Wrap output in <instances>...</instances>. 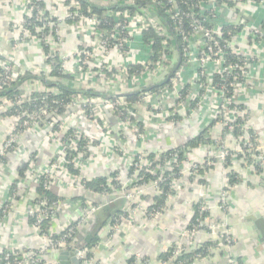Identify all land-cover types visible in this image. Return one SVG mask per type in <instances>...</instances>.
Wrapping results in <instances>:
<instances>
[{"label":"built area","instance_id":"obj_1","mask_svg":"<svg viewBox=\"0 0 264 264\" xmlns=\"http://www.w3.org/2000/svg\"><path fill=\"white\" fill-rule=\"evenodd\" d=\"M102 1L110 0H99V2ZM116 1L130 5L136 3V0ZM150 1L151 4H162L163 7H166L165 14L172 22L163 18L161 24L157 20L156 14L151 10L147 13L146 9L137 10L133 14L129 11L113 12L108 10L99 17L92 14L91 10L90 14L84 12L76 0H25L22 18L12 26L10 32L11 52L8 57L11 61L5 63L0 60V90L14 83L16 78L21 76L29 66H39V70L44 71L45 74L50 73L54 57L57 55L60 70L64 74L73 76L72 87L77 94L67 104V113L64 119L58 115L54 108L39 107L38 105L42 101L38 102V98L29 94L15 97L14 100H0V165L5 162L9 154L19 149L25 132H35V130L45 132L47 130V135H43L41 146L45 147L50 142H57L60 145V151L45 165L39 166L38 163H32L27 174L34 176V184L32 181L31 184L35 186V190L37 185H41L43 181L44 189L52 191L56 171L60 167L59 161L64 160L66 166L63 167V172L68 176H72L69 169L70 164H73L80 173L83 162L87 158L83 159L80 155L79 158L69 161L67 159L68 152H78L81 146L87 145L88 156L90 149L98 145L97 139L83 129L81 124L84 121L89 120L91 123L104 121L106 136L115 141L114 147L110 150V153L114 155L119 152L118 148L115 149L118 144L123 147L126 145V139L123 138L126 134L146 144L152 138L153 131L158 127L167 123L174 125L178 122L188 121L195 114L207 110L206 103H209V108L212 105L208 111L211 113L210 122L202 130H207L204 137L212 141L206 158L201 162L191 164L188 162L190 150L185 148L167 155H163L166 151L156 152L153 159L149 157V153H152L149 151L131 154L130 169L134 166L136 173L133 177L121 172L116 176L114 180L120 182L121 189L116 193L115 199L126 200L129 203L130 212L133 213L145 203L143 196L151 191L159 192V184L165 180L164 177L167 173L171 177V187L174 190L179 188L187 168L191 174H199L205 168L222 167V172L226 175V182L220 203L221 207L227 210L228 197L235 185L230 187L228 185L229 171L227 170L230 167H226V165L229 151L220 150L218 145L223 129L228 128V132L225 134L226 138L230 135L234 136V127L230 124L236 119V115L242 116L246 113L238 108L240 104L238 94L246 87L245 76L248 67L251 66V61L242 55L235 45L242 33H247L250 39L257 42H264V28H251L245 31L241 26L242 21H238L236 18L233 25L236 28L241 27V29L239 28L237 32L233 33L229 41H224L227 21L222 19L221 9L216 6L218 0H206L195 6L199 12L191 10V13L186 15L191 20L190 26L193 32L191 36H188L184 29V14L177 9V0ZM42 3L45 7H41ZM50 18L53 20H49ZM102 22H104L103 27ZM37 23L42 26L37 27ZM151 27H154L159 35L166 36L159 52L154 48L155 41L153 39L140 45L139 35ZM32 29L40 33V36L31 35ZM53 29L54 32H52ZM175 34L182 36L180 48H175L172 44ZM42 44L49 48V53L43 51ZM227 50L232 51L237 57L241 56L244 63L227 64L225 59ZM31 52L35 53L39 60L38 64L34 60L25 59L23 61L20 59L21 54L28 58V54ZM180 59V66L170 80L166 84L158 86L157 91L152 92L151 86L167 80ZM42 62L45 66H42ZM47 62L48 64H45ZM236 71L242 72L243 81ZM223 73L234 74L236 84L235 91L231 96H227L228 92L224 87L219 90L211 86L214 76ZM63 83L68 85L65 81ZM144 86H149L148 90L140 92V98L136 101H129L122 97L123 94H126L125 92H135ZM87 89L98 93L83 91ZM51 91L48 90V92ZM115 94L119 95L115 96ZM46 97L47 95L43 99ZM208 97L211 101L207 100ZM25 102L30 103L32 108L14 111L10 117L4 116L5 113ZM192 102L195 104L194 108L191 106ZM109 117L113 118L118 125L117 136L119 137L116 136V139L108 123ZM245 126H247L245 128L247 133L244 136H234L238 141L239 150L237 153L231 154V163L234 156L245 152L249 154L252 161L248 163L244 159L241 160L255 169L256 165H263L262 146L256 135L248 133V129H251L249 124ZM119 141L121 142L119 143ZM143 167L148 168L151 174L156 175V180L150 181L148 184H140L138 171ZM79 177L74 175L73 179L80 182ZM18 179L24 181L19 177ZM32 195H34L32 207L28 216L29 219H33L32 226L46 237L48 246L43 250L26 254H14L19 250L11 246L7 249L11 254H6L4 261H1L0 264H44V254L42 253L45 249L50 248L60 251L70 249L77 251V257L82 264H96L91 254L93 249H74L69 240L77 234L87 219L89 220L94 215L97 208L95 206L87 208L85 215L81 217L76 227L68 226L63 230H66L63 237L52 240L54 233L51 228L47 229V233L43 232L42 222L49 217L46 208H61L65 201L49 205L46 198L41 197L34 203L37 194ZM26 196L30 197L28 193ZM6 207L8 206L0 207L3 216L7 214ZM201 210L204 211L206 208L201 207ZM145 213L147 217H153L160 212H149L148 207L145 208ZM207 217L204 220L196 217L190 222L173 245L169 259L163 261V264H191L188 261H181L180 258L184 254L190 253L200 240L201 235L208 230L209 233L206 234L217 236L213 240L219 239V241L215 246L203 244L199 249H196L200 250V253L195 255L197 258H200L202 253L210 254L216 246L229 248L235 244V240L229 235L226 223H211ZM113 224L114 229L117 230L119 221L116 220ZM143 264L154 263L145 261Z\"/></svg>","mask_w":264,"mask_h":264},{"label":"crops","instance_id":"obj_2","mask_svg":"<svg viewBox=\"0 0 264 264\" xmlns=\"http://www.w3.org/2000/svg\"><path fill=\"white\" fill-rule=\"evenodd\" d=\"M1 2L2 0L0 1V53L5 52L9 55L12 25L22 18L25 0H11L4 5ZM237 8L238 14L235 19L242 18L243 30L263 29L261 24L264 22V0L241 2ZM231 12L225 6L221 8V16L226 21L230 20ZM236 48L251 61L245 76L247 84L238 94V101L250 112L248 124L262 146L263 170L258 173L238 156L233 157L232 165L227 171L236 172L241 175L242 180L230 191L228 209L224 210L220 203L226 182L222 167L211 168L199 174H191L188 168L185 169L181 184L168 198L165 209L153 217H147L145 208L154 204L157 192L151 191L143 196L145 198L143 208L140 206L131 213L129 203L126 200L123 202L124 199H109L105 195L85 191L80 183L73 179V174L68 176L63 172V167L66 165L61 159L52 191L66 200L59 208V213L51 220L52 233L60 234L72 222L83 217L87 208L98 205L96 207L98 210L114 202L119 209L118 214L99 231L100 241L91 247L95 263L143 264L145 261H150L154 264H163L160 256L176 243L190 222L196 218L194 205L201 204V207L206 208L204 212H209L208 217H202V220L207 217L211 223H226L229 235L235 240V244L229 248L216 246L206 258L194 260L191 264H264V234L253 220V218L264 220V42H257L250 39L247 33H242L237 40ZM210 118L211 113L205 109L188 121L174 125L163 124L153 131L152 138L146 144L126 134L123 136L126 145L123 147L118 144L115 149L118 148L119 152L114 155L110 150L114 147L115 141L106 136L104 121H100L101 123L84 121L81 124L83 129L97 139L98 145L90 149V155L87 156L80 170L79 179L108 176L113 171L128 174L132 163L131 154L140 151L156 153L183 146L209 124ZM108 123L116 139L117 122L109 117ZM44 134L47 135V130L25 132L19 149L9 154L5 162L0 165V207L4 203L11 202L7 214L0 218V255L11 246L16 250L31 252L43 250L48 246L46 237L29 222L28 213L32 207L34 196L32 194L35 193V186L31 184L30 176L17 186L19 196L18 194L15 198L11 196V188L18 177V169L30 161L31 154L35 153L38 165L42 166L59 153L60 145L57 142H50L45 147L41 146ZM224 146L232 152L237 153L239 150L238 141L233 135L226 138ZM210 149V144L192 149L188 154V162L193 164L203 161ZM26 190L30 197L22 195ZM97 218L105 221L106 215L102 212L97 217L92 215L89 220L87 219L78 231L77 241H82L88 236L91 237V241L93 240L88 234L86 225L90 219L94 222ZM116 220L119 221L117 230L114 229L113 224ZM206 233H209V230L200 238L204 242L215 241L217 244L219 239L213 240L217 236H208ZM76 247H79V244ZM42 254H44V264H60V250L45 249ZM132 258H135V261H130Z\"/></svg>","mask_w":264,"mask_h":264},{"label":"trees","instance_id":"obj_3","mask_svg":"<svg viewBox=\"0 0 264 264\" xmlns=\"http://www.w3.org/2000/svg\"><path fill=\"white\" fill-rule=\"evenodd\" d=\"M10 1L11 0H2L1 4L4 5L5 3H10ZM76 1L81 5L84 12L89 13V11L91 10L92 14H96L99 17L102 15L103 12H106L108 10L113 11V12L129 11L130 13L133 14L137 10L146 9V10H148L147 13L150 12V10H151L154 14H156L157 20L161 24L163 23V18L172 22L171 19L168 17V15L165 14L166 7H163L162 4L161 5L160 4L159 5L158 4H151L150 0H142V1L136 0L135 5L124 4L123 2H121V1L118 2L116 0H110L108 2H104V1L99 2V0H93V1H91V0H76ZM203 1H206V0H177V4H176L177 9L182 14H184V18H183L184 29H185V32L188 36H191L193 34V32H192V28L190 26L191 20L186 15L188 13H191V10H193L195 12H199V9L196 8L195 6L197 4H199L200 2H203ZM245 1H248V0H242V1H237V2H233L232 0H218V3H216V6L220 7V9L223 6H225L232 11L230 20L225 23L226 33L224 34V37H223L224 41H226V40L229 41L231 38V35L233 33L237 32L239 30V28L241 29V27L236 28L233 25V22H235V20H236L235 17L238 14V8L237 7H238L239 2H245ZM253 1L254 2H260V0H253ZM41 7H45V5L42 3ZM222 19L225 20L223 17H222ZM49 20H53V19L50 18ZM14 24L15 23H13V25ZM101 25L103 27L104 22H102ZM41 26L42 25L40 23H37V27H41ZM261 27L264 28V22H262ZM31 31H32L31 35L37 36V37L40 36V33L36 32L34 29H32ZM52 32H54V29L52 30ZM165 37L166 36L159 35L155 31V28L151 27V28L147 29L146 31H144L141 35H139V38L141 39L140 45L144 44L145 42H147L150 39H153L155 41L154 42V48L157 52H159L162 49V41L164 40ZM172 44L175 46V48H180L182 45V36L181 35L178 36L175 34L174 37L172 38ZM42 45H43V51H45L46 53H49V48L46 47L44 44H42ZM9 47L11 50V44H9ZM38 51L40 52L39 49H38ZM19 57L20 58L22 57L23 61L25 59H29L32 61L34 60L37 64L39 63V60L35 56V53L32 54V52L30 54H28V58L22 56V54ZM225 59H226L227 64L237 63V62L240 64L244 63V59L241 56L237 57L230 50L226 51ZM0 60H2L5 63L11 61L10 58L8 57V54L5 52L0 53ZM45 64H48V62ZM52 65H53V67H52L50 73H47V74H45L44 71L39 70L40 69L39 66H29L28 68H26L25 72L21 76L17 77L14 83H12L9 86H7L6 88L0 90V100H14L15 97H18V96L22 97L25 94H29L30 96L38 98V102L42 101V103L40 105H38L39 107L44 106L47 109L54 108L55 111H57L58 115L64 119L66 117V113H67V104L69 103L71 98L77 93L75 90H73L74 88L72 87L73 86V83H72V81H73L72 77L73 76L64 74L60 70V62H59V58L57 55L54 57ZM42 66H45L44 62H42ZM43 68L45 69V67H43ZM236 73L238 75H240L241 81H243L242 72L236 71ZM63 81L67 82L68 85L66 86L63 83ZM164 82H160L156 85L151 86L152 88H150V90L152 92L157 91L159 88L158 86L164 85L167 83V82L166 83H164ZM206 84L209 85V83H207V82H206ZM235 84H236V81L234 80V74L228 75V73H223V74H217L214 76L213 81L211 83V86H214V87H216V89H219V90L224 87L228 92L227 96H231V95H233V93L235 91ZM148 88H149V86H144L140 90L135 91V92L134 91L125 92L126 94H123L122 97H125L129 101H136L137 99L140 98L139 93L142 91H147ZM48 90H52V91L48 92ZM83 91L88 92V93L92 92L94 94L98 93V92L92 91L90 89L83 90ZM46 95H47V97L45 99H43V97ZM118 95L119 94H115V96H118ZM193 103L194 102L191 103V106L194 108L195 104H193ZM26 108H32V105L30 103H27V102H25L21 105H17V107H15L12 110H10L9 112L5 113L4 116L10 117V116H12L14 111H21V110L26 109ZM238 108H240V110H242V111H246V113H244V115H242V116L236 115V119L230 124L234 127L233 134L235 137L244 136L247 133V131L245 129L247 126H245V125H248V122L250 121V112H249L248 108L243 104H239ZM70 132H72V131H70ZM227 132H228V128L225 127L223 129L222 134L220 135V143H219L218 147L220 150L229 151V157L227 160L228 163H227L226 167H230L232 165L231 154H233V152L226 149L224 146V141L226 140L225 134ZM248 133H252L255 135L254 131L251 129H248ZM206 134H207V130H204L201 133H199L196 137L189 140L185 145L177 147V148H173L170 150H166V153H164L163 155L170 154L171 152L176 151V150H178V151L183 150V148L191 151L192 149L197 148L200 145L211 144L212 141L209 138L206 139L204 137ZM244 150H246V148H244ZM87 153H88L87 145L86 146L83 145V146H81V148L78 152L77 151L76 152H68L67 159L69 161H72L74 158H79L80 155H82L81 157H83V159H86ZM155 154L156 153H149V157L153 159ZM238 158L244 159V160L248 161V163H250L252 161V158H250L249 154L245 153V152H243L241 155H239ZM32 163H38V160H37L35 153L30 155V161L28 163L19 167L18 177L22 180L23 179L26 180L27 176H30L31 181L34 184V180H35L34 176L32 174H27L31 168ZM69 169L73 175L79 177V175H80L79 170L77 168L75 169L73 164L69 165ZM255 170L258 173H261L263 168H262V166L256 165ZM202 171H204V170H202ZM202 171H200V172L202 173ZM119 173H120L119 171H113L108 176H97V177H94L92 179H81L79 183L82 186V188L87 192L101 194V195H105V196L109 197V199H115L116 193L118 191H120V189H121L120 182L114 180ZM135 173H136V169L134 168V166H132L129 173H128V176L133 177ZM168 175H169V173H167L165 175V177H164L165 180L159 184V192L157 191V195L155 196V202L153 205H151L149 207V212H153V211L162 212L163 209H165V207H166V202L168 200L169 195L173 194L175 192L173 190V188L171 187V177ZM18 177L14 181V184L11 188L12 198L17 197V194L19 192V189H17V186L23 182V181H20L18 179ZM138 178H140V180H139L140 184H143V183L148 184L150 181L156 180L157 176L151 174L148 168L143 167V168H139ZM241 180H242L241 175L237 174L234 171L229 172V174H228V185H229V187L232 185H235V184H239L241 182ZM26 193H28L27 190L24 191V193L22 195L25 196ZM35 193L37 194V198L34 200V203H36V201L39 200L41 197L46 198L49 205L57 204L58 202H63L66 200L63 197H59L58 195L54 194L53 191L45 190L43 187V181L41 182V185H37ZM18 196H19V194H18ZM123 202H125V200H123ZM10 203L11 202L4 203L2 206H8L6 208L9 210ZM94 206L97 207L98 205H94ZM201 206H202L201 204H195L194 205L195 217L199 216L200 218H202V217L209 215L208 211L204 212L201 210V208H200ZM46 211L49 214V217L46 218L42 222L44 233H47V229L50 228L52 218L59 213V208L47 207ZM2 216H3V214L0 212V218ZM80 220H81V218L78 219L77 221L72 222V224L70 226L76 227L78 222H80ZM109 220L110 219L106 218L105 221H102V220H99V218H97L93 222V220L90 219V222L92 221V223H90V222L87 223L86 228H87L88 234H90L93 237V240L90 241V243H87L86 238H84L82 241H79V240L77 241V239H76V235L78 234V232H77V234L72 239L69 240V243H71L72 248L81 249V248H91L92 246H95L98 243V241H100V238L98 236L99 231L108 223ZM29 222H30V224H32L33 219H29ZM65 231H63L59 235L54 234L52 236V240L63 237L65 234ZM78 244H79V247H76ZM203 244L215 245L216 242L215 241L204 242L200 238L198 243L195 244L192 251L188 254H184L180 258V260L181 261H188V263H192L197 258L195 255L200 253V250H196V249H199V247L202 246ZM172 247L169 250H167L166 252L162 253V255L160 256V261H167L169 259L170 255H171ZM28 252H31V251L30 250H23V251L19 250V251H15L14 254H26ZM6 254H11V253L7 249H5L1 253L0 262L4 261L3 259L6 256ZM208 255H210V254L209 253L208 254L202 253L201 257L206 258ZM130 261H132V262L135 261V258H132Z\"/></svg>","mask_w":264,"mask_h":264},{"label":"water","instance_id":"obj_4","mask_svg":"<svg viewBox=\"0 0 264 264\" xmlns=\"http://www.w3.org/2000/svg\"><path fill=\"white\" fill-rule=\"evenodd\" d=\"M238 21H242V18L238 17ZM180 63H181V59L178 61L177 65L173 68V70L171 71L170 75L168 76L167 80L164 83L170 80V78L174 75V73L179 68ZM102 212L105 213L106 218L111 219L112 217H115L118 214L119 209L116 208V205L114 202H110L107 205L98 208V210L94 212V216L97 217ZM253 220L256 222V224L258 225V227L264 234V220H260V219L257 220L256 218L255 219L253 218ZM86 240H87V243H90L91 237L88 236ZM59 261H60V264H70V263L80 264V260L77 257V251H71V250L60 251Z\"/></svg>","mask_w":264,"mask_h":264},{"label":"rangeland","instance_id":"obj_5","mask_svg":"<svg viewBox=\"0 0 264 264\" xmlns=\"http://www.w3.org/2000/svg\"><path fill=\"white\" fill-rule=\"evenodd\" d=\"M235 48H236V45H235ZM21 62H22V60L20 61V63H21ZM207 100H209V97L207 98ZM209 101H211V100H209ZM206 102H207V101H206ZM206 105H207V111H209L212 105L210 106V108H209V105H210V104H207V103H206ZM111 128H112V127H111ZM116 128H117V124H116ZM209 169H210V168H205L204 171H205V170H209ZM68 183L70 184L71 182H68ZM68 183H67V184H68ZM68 187H69V186H68ZM200 258H203V257H200ZM200 258H197L196 260H198V259H200Z\"/></svg>","mask_w":264,"mask_h":264}]
</instances>
